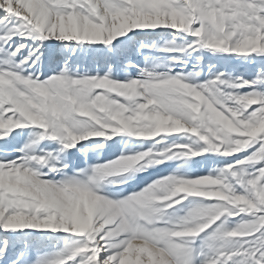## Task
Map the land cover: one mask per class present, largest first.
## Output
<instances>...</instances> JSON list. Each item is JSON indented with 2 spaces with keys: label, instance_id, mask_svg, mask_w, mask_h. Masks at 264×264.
<instances>
[{
  "label": "snow or ice",
  "instance_id": "6c2138e0",
  "mask_svg": "<svg viewBox=\"0 0 264 264\" xmlns=\"http://www.w3.org/2000/svg\"><path fill=\"white\" fill-rule=\"evenodd\" d=\"M0 264H264V0H0Z\"/></svg>",
  "mask_w": 264,
  "mask_h": 264
}]
</instances>
